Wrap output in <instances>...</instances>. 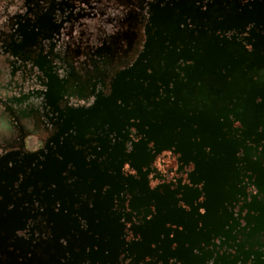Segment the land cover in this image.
<instances>
[{
  "label": "flooded vegetation",
  "instance_id": "af4514ba",
  "mask_svg": "<svg viewBox=\"0 0 264 264\" xmlns=\"http://www.w3.org/2000/svg\"><path fill=\"white\" fill-rule=\"evenodd\" d=\"M252 64L255 86L244 73ZM171 110L183 124L199 114L215 118L233 152L224 188L229 231L215 233L200 220L191 254L203 264L219 256L264 264V216L253 206L264 208V0H0V200L3 189L25 195L4 201L8 213L20 200L25 231L0 230V264H101L91 254L98 242L82 231L87 210L96 224L103 217L95 198L107 186L95 187L89 162L99 155L104 122L115 119L125 120L126 136L124 196L109 224L123 230L113 264H197L173 254L180 223H168L169 239L158 232L150 253L133 247L152 216L189 206L175 182L191 189L192 203L204 202L208 182L197 172L205 157H221L209 144L193 147L192 135L165 146L148 138L153 118ZM140 139L150 159L140 165L147 187L138 193L126 178ZM68 148H79L84 165L62 170L58 186L67 195L50 198L56 184L27 183L47 156L60 162ZM168 171L177 173L166 183L175 189L172 203L151 195L164 188L153 175ZM67 212L62 228L53 214ZM203 232L211 240L200 239Z\"/></svg>",
  "mask_w": 264,
  "mask_h": 264
},
{
  "label": "rangeland",
  "instance_id": "374dc122",
  "mask_svg": "<svg viewBox=\"0 0 264 264\" xmlns=\"http://www.w3.org/2000/svg\"><path fill=\"white\" fill-rule=\"evenodd\" d=\"M237 60V59H236ZM258 65V64H257ZM258 68L256 65H250L246 69L245 77L254 86L257 82ZM196 120L186 121L184 124L179 120L175 110L167 112L162 117H154L152 120V127L147 132L148 138L155 139L160 146H165L169 139L173 137L187 138V135H192L195 139L189 142L193 147L200 148L204 144H209L218 149L221 157H205L204 165L200 167L197 174L201 175L208 182V193L203 203H192L193 193L188 186L181 184L180 181L175 182L178 186L184 189V200L189 205L177 206L171 204L166 212L158 213L151 217L150 221L146 223L145 229L142 230V238L133 243V247L140 255L150 253L156 245V238L158 232H162L166 239H169L168 223H180L183 225L182 230H177L174 233V238L180 243V246L173 252L174 256L186 260H195L197 264H203V260L195 258L191 254L193 245L192 237L197 229L200 220H207L212 225V230L215 233L225 231L228 233L230 228L231 213L225 202L224 191L225 182L229 174L230 164L232 160V148L228 139L219 135V128L215 118L209 119L205 114L196 116ZM195 121V124L192 122ZM124 119H115L104 122L101 131L97 138V148L99 155L91 159L90 166L96 170L95 187L101 189L103 185L107 188L103 192H97L95 198L96 203L102 205L104 208L102 212V220L98 224L93 222V215L90 211H86L85 216L87 225L82 231V238L92 244L98 242V247L91 251L92 257L98 260L101 264H113L112 254L117 250V241L121 237L123 230L120 225L110 226L112 223L111 210L124 196L123 190V175L121 173L122 157L124 154ZM136 151L133 153V164L129 167V175L126 182L131 187H138L135 190L138 193L144 191L147 187V176L144 172L139 170L142 163H146L150 159V154L146 146V139H140L135 143ZM84 156L79 148H68L63 152L60 162L55 158L47 156L45 159V166L38 169L26 181L29 184H34L37 180H43L46 183H54L57 185L56 189L48 190L47 194L50 198H58L68 194V190L59 187L61 183V172L66 165H71L76 171L84 165ZM221 162V166L216 167L215 163ZM133 170V171H132ZM136 170L138 172L136 173ZM112 172V173H111ZM173 171L165 172L162 178H157L153 175V184L155 186L163 185V191L157 194H151L157 201H168L172 203L175 201V189H171L166 185L167 181H175ZM141 190V191H140ZM3 198L0 200V230L19 229L21 232L25 231L24 221L22 219V208L20 200H14L16 207L11 212L4 210V201L6 198L22 199L24 194L19 196L13 195L10 190H2ZM130 197V196H129ZM129 199V198H128ZM127 199V200H128ZM259 207L264 216V208ZM54 219L58 222L60 227H66V223L72 217L71 212L65 213L61 218L53 214ZM131 222V220H129ZM200 239L211 240L209 233L203 232L198 236ZM188 242V244H185ZM218 264H235V259H227L223 256L216 258ZM74 259L70 258L68 264H73ZM258 264H263L258 258ZM20 264V263H12ZM24 264V263H21Z\"/></svg>",
  "mask_w": 264,
  "mask_h": 264
}]
</instances>
